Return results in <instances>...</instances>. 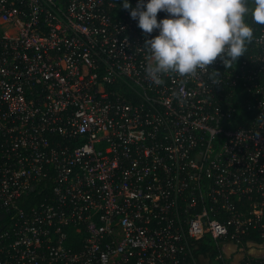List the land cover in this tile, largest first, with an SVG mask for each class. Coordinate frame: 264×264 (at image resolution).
<instances>
[{"label": "built area", "instance_id": "obj_1", "mask_svg": "<svg viewBox=\"0 0 264 264\" xmlns=\"http://www.w3.org/2000/svg\"><path fill=\"white\" fill-rule=\"evenodd\" d=\"M248 22L230 68L156 85L158 30L121 0H0V264H264V26Z\"/></svg>", "mask_w": 264, "mask_h": 264}, {"label": "clouds", "instance_id": "obj_2", "mask_svg": "<svg viewBox=\"0 0 264 264\" xmlns=\"http://www.w3.org/2000/svg\"><path fill=\"white\" fill-rule=\"evenodd\" d=\"M121 3L146 36L158 30L144 41L154 62L146 74L156 85L166 74L195 75L217 59L230 68L254 38L248 18L264 26V0H137L135 7L130 0ZM158 12L167 15L158 20Z\"/></svg>", "mask_w": 264, "mask_h": 264}, {"label": "trees", "instance_id": "obj_3", "mask_svg": "<svg viewBox=\"0 0 264 264\" xmlns=\"http://www.w3.org/2000/svg\"><path fill=\"white\" fill-rule=\"evenodd\" d=\"M249 23V22H248ZM43 197L42 193L34 192L31 196H29L27 199H25L23 207L31 206L36 202H39Z\"/></svg>", "mask_w": 264, "mask_h": 264}, {"label": "rangeland", "instance_id": "obj_4", "mask_svg": "<svg viewBox=\"0 0 264 264\" xmlns=\"http://www.w3.org/2000/svg\"><path fill=\"white\" fill-rule=\"evenodd\" d=\"M202 264H216V262L214 261V259L212 260L211 257H210L208 259L202 260Z\"/></svg>", "mask_w": 264, "mask_h": 264}, {"label": "flooded vegetation", "instance_id": "obj_5", "mask_svg": "<svg viewBox=\"0 0 264 264\" xmlns=\"http://www.w3.org/2000/svg\"><path fill=\"white\" fill-rule=\"evenodd\" d=\"M4 220H0V228H1V226H3L4 225Z\"/></svg>", "mask_w": 264, "mask_h": 264}, {"label": "water", "instance_id": "obj_6", "mask_svg": "<svg viewBox=\"0 0 264 264\" xmlns=\"http://www.w3.org/2000/svg\"><path fill=\"white\" fill-rule=\"evenodd\" d=\"M3 217H4V216L0 217V220H2V219H3ZM1 227H3V226H1Z\"/></svg>", "mask_w": 264, "mask_h": 264}]
</instances>
